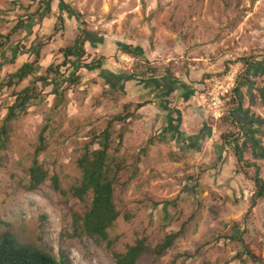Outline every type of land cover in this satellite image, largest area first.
<instances>
[{"label":"rangeland","instance_id":"rangeland-1","mask_svg":"<svg viewBox=\"0 0 264 264\" xmlns=\"http://www.w3.org/2000/svg\"><path fill=\"white\" fill-rule=\"evenodd\" d=\"M40 1L0 0V83L24 63H36L34 72L18 86L0 87V126L14 102L13 93L43 76L48 66L60 65V50L71 46L83 27L90 36L82 60L103 61L96 69L78 71L79 85L73 89L64 85L60 97L52 94V86L37 83L38 98L9 124L10 139L0 164V236L8 233L56 258L63 250L73 264H115L111 251L123 253L142 238L153 248L185 224L183 235L161 257L146 254L137 264H264V198L244 201L241 193L246 185L255 190L253 167H244V180L238 177L244 183L233 193L225 185L229 171H223V161H210L203 146L197 147L198 140L183 137L175 142L166 126L162 133L168 142L160 141L162 109L146 105L126 126L116 155L122 170L114 203L120 216L107 231L114 242L111 249L105 243L69 237L71 212L82 213L86 204L58 194L49 180L56 176L64 191L78 184L76 161L86 132L101 130L106 120L124 114L127 103L134 111L136 104L153 100L145 90L150 70L157 71L152 72L155 78L174 85L161 104L179 100L181 85L194 91L187 100L195 103L203 80L219 77L245 60L264 58V0H62L82 14L85 26L65 13L58 25L59 0H51L44 9ZM19 19L25 28L12 32ZM7 35L9 41L2 38ZM121 44L141 47L143 58L124 55ZM39 45L36 58L31 48ZM59 73L67 79L73 69L59 68ZM108 73L133 79L112 88L106 81ZM174 117L180 128L182 117ZM44 127L46 149L37 158L49 178L29 192L27 170ZM121 127L114 125L113 148ZM149 138L154 144L147 147ZM185 146L194 152L186 155ZM257 166L264 181V164ZM234 234L240 241L230 240Z\"/></svg>","mask_w":264,"mask_h":264},{"label":"trees","instance_id":"trees-1","mask_svg":"<svg viewBox=\"0 0 264 264\" xmlns=\"http://www.w3.org/2000/svg\"><path fill=\"white\" fill-rule=\"evenodd\" d=\"M51 0H41V6L44 9L48 7ZM59 10L60 14L57 17L58 25L63 24L62 13H65L68 18H73L80 25L85 26V22L82 21V14L77 10L73 9L69 4L59 0ZM25 28V22L19 19L15 24L13 31ZM55 32L59 30V26L54 28ZM12 34V33H10ZM9 35L2 37L9 41ZM90 32L83 29L77 35L71 46L65 47L60 50L63 61L60 65L56 67L48 66L45 69L44 75L36 77V79L31 82V84L22 89L21 91L13 93L14 102L8 107V112L0 126V164H1V153L6 151L10 139L9 124L14 120L17 115L21 112H25L26 105L37 99L39 96V90L36 87L37 83H40L42 87L52 86V94L56 97H60L64 90H60L64 85L65 88L73 89L79 85L81 78L79 75H75L81 69H86L91 71L96 69L102 64V60H96L91 63H86L82 59L86 55L85 43L89 41ZM6 41V42H7ZM39 46L32 47L33 54L36 58L39 55ZM16 51V49H14ZM119 50L129 57H140L143 58V50L141 47H132L131 45L121 44L119 45ZM15 57L17 53H14ZM259 64L262 65L264 72V58H260ZM251 60L243 61V67H248L244 74L248 75L251 66L253 65ZM34 62H28L21 65V67L16 70L13 74L9 75L5 83H0V87H13L18 86L24 79H27L35 70ZM72 68L73 73L71 77L63 79L59 73V68ZM152 72H157L156 70H150ZM151 73L147 83L146 89L149 91L150 97L153 98L151 101H143L134 106V111H130L133 107L132 103H127L124 105V114H117L106 120L105 126L100 130L97 128H91L86 132L84 138L86 141L81 147L79 157L77 158L76 164L80 171V180L77 185L71 186L67 191H64L59 183L56 176H51L49 178L48 172L43 168V166L38 161V156L46 149V139L44 133L46 128L44 127L39 135V142L34 151L33 160L31 166L28 168V187L27 191L33 192L37 191L38 188L45 183L49 178L51 186L55 192L62 196L70 195L71 198L78 200L81 203L86 204V208L82 213L71 212V233L69 237L71 239L83 238L88 239L95 245H100L105 243L108 249H111L114 242L108 238L107 231L114 225L116 220L120 216V212L117 210L114 203V187L117 184L118 175L121 172V167L117 163V154L121 148L123 142V136L126 132V126L131 122V119L135 117V111L140 110L146 105H152L154 100H159L162 103L164 97L167 98L173 91L174 85L171 82L164 83L162 79H157L154 77V73ZM226 72V71H225ZM124 74V73H123ZM143 73L141 76H144ZM61 77V79H59ZM133 79V76L128 75H116L113 73H108L106 81L111 83L112 88H119L120 84L124 81ZM244 79V78H243ZM253 85V83H251ZM239 87L234 91V97H230L227 101V105L230 106L232 112V118L229 116H224L221 118L222 126L227 124L232 129L227 133H222L220 135V141L232 149L237 157L238 166L240 165L242 171L245 169H250L252 167L250 162H244L242 159L241 150L235 144L238 137L237 124L238 121L235 120L237 113H240L241 103ZM252 88V87H251ZM250 88V89H251ZM151 91H150V90ZM183 90L180 99L183 101L187 100L194 91L189 89L185 85H181ZM159 92V94L153 93L154 91ZM66 91V90H65ZM149 98V97H148ZM157 104V103H155ZM162 111H167L165 106L161 104ZM138 113V112H137ZM170 115V114H169ZM168 115L167 121L171 118ZM251 120V119H250ZM174 127L171 131L176 132L178 128L179 118H176V122L170 121ZM259 123V128L261 122ZM115 124H122L120 132L117 135V145L115 148L112 147L113 141V128ZM263 124V123H262ZM168 126V125H167ZM241 131L247 132L242 126H239ZM169 129V127H168ZM166 129V131H168ZM248 133V132H247ZM257 133H261L257 131ZM263 134V133H262ZM261 135V134H260ZM164 135H160V140ZM252 146L255 150V159L264 158V150L260 147V142L252 141ZM154 144V139L149 138L146 142V146L149 147ZM147 147L143 149V153L147 150ZM113 150L114 154L111 155L110 151ZM138 160V159H136ZM215 166V165H214ZM237 166V172H239ZM254 176L253 182L256 188V199L264 198V181L258 177V167L254 166ZM248 181V180H247ZM243 189V188H242ZM241 189V190H242ZM0 224H3L0 218ZM185 224H182L180 229L176 232H171L165 235V237L153 248L147 244L145 238L138 239L133 245H128L123 253H117L111 251V257L115 264H137L138 260L146 255L151 254L155 257H161L168 249H170L178 238L184 233ZM239 235H232L230 240L232 242L240 241ZM243 254L247 256L249 253L243 249ZM188 257V256H187ZM237 258H240L239 256ZM251 258V257H250ZM251 262L254 260L251 259ZM0 264H73L70 260L69 254L63 250L59 251V257L56 258L50 253L34 248L33 246L19 243L12 235L5 233L0 236Z\"/></svg>","mask_w":264,"mask_h":264},{"label":"crops","instance_id":"crops-1","mask_svg":"<svg viewBox=\"0 0 264 264\" xmlns=\"http://www.w3.org/2000/svg\"><path fill=\"white\" fill-rule=\"evenodd\" d=\"M258 61L260 62L261 60L257 59L256 61H250L253 65L251 66L250 72L248 71L249 74L242 75L244 79L240 81L239 88L242 110L240 113H237V115H235V120L238 121L236 127L238 134H236V136H239V140L237 143L239 144L242 153V159L246 162H250L252 167H258L257 163L260 164V162L264 164L263 160L260 161L259 158L255 159V150L252 146V141L262 142V146L264 143V72L262 65L259 64ZM238 65L242 66L241 64ZM246 69H248V67H242L243 72H245ZM251 83H253V85ZM170 101H165V103L163 104L165 106V109L167 108V111L162 112L160 121L161 126L159 127L160 130L158 131V133L160 135H164L161 141L168 142L165 134L162 133L165 132L167 125L169 127V129L168 127L167 129L169 136H171L170 138L176 137L175 142H177V139L183 140V137L185 139L190 137L193 141L198 140V142H200V145H197V147L201 149V146H203V155H207L210 161H223V171H229V180L225 185L229 186V188L231 189L235 187V190L239 191L244 182L241 183L243 179L242 173L240 171L237 172L238 160L235 152L232 149H229L228 146L224 145L221 141H214L211 138L212 129H217L218 132H223L230 129V127L227 124H224V126H222V124L218 126L214 124L210 125V122L208 123L207 121L208 113L204 112L202 108H198V106L195 105L194 102L192 103L189 100L183 101L182 99H179L177 101ZM150 106L153 108L161 109L160 104L158 105L153 102ZM168 115L171 118L169 121H167ZM174 115L182 117L183 123L180 128L178 127L176 132L171 131L172 127L174 126L170 121L173 120L174 122L177 118L174 117ZM166 122L168 123L166 124ZM257 122H261L260 128V124ZM239 126H242L243 129H245L248 133L244 130L241 131ZM257 131H260L261 133H257ZM199 148H196V152L200 150ZM182 151L187 155L189 153H193L194 148L185 146V148L182 147ZM238 177H242V179L239 181ZM225 182H221L220 180L218 181V183L220 184H223ZM232 192L234 193V189Z\"/></svg>","mask_w":264,"mask_h":264},{"label":"built area","instance_id":"built-area-1","mask_svg":"<svg viewBox=\"0 0 264 264\" xmlns=\"http://www.w3.org/2000/svg\"><path fill=\"white\" fill-rule=\"evenodd\" d=\"M237 71L230 70L222 77H212L205 81V87L197 95V106L204 108L216 122L228 114L225 105L236 88ZM249 189L243 191L244 198L251 197Z\"/></svg>","mask_w":264,"mask_h":264},{"label":"clouds","instance_id":"clouds-1","mask_svg":"<svg viewBox=\"0 0 264 264\" xmlns=\"http://www.w3.org/2000/svg\"><path fill=\"white\" fill-rule=\"evenodd\" d=\"M251 61H253V60H251ZM238 64H241L242 66H240V65H238ZM236 66H238V67H235L234 69H232V68H229V70H227L226 72H224V73H222L219 77H222V76H224L228 71H230V70H236L237 71V80H236V88H238L239 87V84H240V81L243 79V74H244V72L242 71V67H243V62H240V63H238ZM212 77H214V76H212ZM212 77H210V78H212ZM216 77V76H215ZM210 78H207V79H205V80H203V82L200 84V88H199V90H198V95H199V93H201L202 92V89L205 87V81H207V80H209ZM235 88V89H236ZM235 89L233 90V93H232V95H231V97H234V91H235ZM197 97V96H196ZM195 97V105H197V98ZM198 108H200V107H198ZM225 108H226V110H227V112H228V114H227V116H229V114H230V111H231V108H230V106H228L227 105V103H226V105H225ZM202 110L204 111V112H206V113H208L204 108H202ZM230 116H231V118H232V112H231V114H230ZM224 118V117H223ZM221 120L222 119H220L219 121H216V122H214L212 119H211V117H210V115H209V113H208V115H207V121H209L210 122V125H211V123L212 124H214V125H216V126H218V125H221ZM224 126V125H223ZM231 130V128L230 129H228V130H226V131H223V132H218L217 131V129L216 130H213L212 129V139L214 140V141H220V135L222 134V133H227V132H229ZM264 132V131H263ZM237 137H239V136H237ZM159 139H160V137H159ZM238 140L239 139H237V142H238ZM161 141V140H160ZM236 141H235V144L237 145V147L240 149V147H239V144L237 143ZM260 147L261 148H263V150H264V147L262 146V142H260ZM230 149V148H229ZM261 159H263V158H261ZM244 161V160H243ZM244 162H246V161H244ZM239 168V171L240 172H242V167H240V166H238ZM253 168H254V166H253ZM254 186H255V184H254ZM245 187H247L246 189H249L251 192H252V195H251V197H249V198H244V196H243V199H244V201H248V200H256V188H255V190H254V188L252 187V185H246ZM246 189H242V191H241V193H243V191L244 190H246ZM243 195V194H242Z\"/></svg>","mask_w":264,"mask_h":264}]
</instances>
